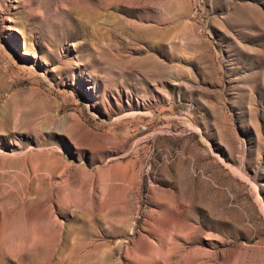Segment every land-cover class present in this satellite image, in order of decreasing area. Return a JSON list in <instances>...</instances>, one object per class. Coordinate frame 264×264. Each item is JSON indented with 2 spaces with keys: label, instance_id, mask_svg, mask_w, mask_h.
<instances>
[{
  "label": "rangeland",
  "instance_id": "rangeland-1",
  "mask_svg": "<svg viewBox=\"0 0 264 264\" xmlns=\"http://www.w3.org/2000/svg\"><path fill=\"white\" fill-rule=\"evenodd\" d=\"M0 264H264V0H0Z\"/></svg>",
  "mask_w": 264,
  "mask_h": 264
}]
</instances>
